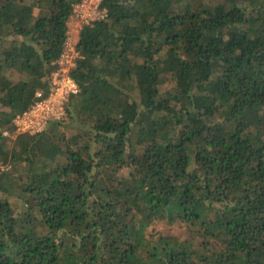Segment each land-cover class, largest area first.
<instances>
[{
    "label": "trees",
    "instance_id": "obj_1",
    "mask_svg": "<svg viewBox=\"0 0 264 264\" xmlns=\"http://www.w3.org/2000/svg\"><path fill=\"white\" fill-rule=\"evenodd\" d=\"M80 2L0 0V264H264V0H102L16 133Z\"/></svg>",
    "mask_w": 264,
    "mask_h": 264
},
{
    "label": "built area",
    "instance_id": "obj_2",
    "mask_svg": "<svg viewBox=\"0 0 264 264\" xmlns=\"http://www.w3.org/2000/svg\"><path fill=\"white\" fill-rule=\"evenodd\" d=\"M101 1L81 0L74 8L75 14L82 18L84 23L101 18L104 15V9L100 8ZM94 10L98 12V16L96 17L92 14L96 12ZM67 45L68 41L66 40L65 48ZM77 91V84L70 77L69 70L66 71L63 68L56 69L50 77V90L46 94L38 91L36 93V101L31 108L15 118L16 130L20 133L27 132L32 134L43 131L48 121L54 118H61L64 114L65 103L69 95Z\"/></svg>",
    "mask_w": 264,
    "mask_h": 264
},
{
    "label": "rangeland",
    "instance_id": "obj_3",
    "mask_svg": "<svg viewBox=\"0 0 264 264\" xmlns=\"http://www.w3.org/2000/svg\"><path fill=\"white\" fill-rule=\"evenodd\" d=\"M94 11H96V10H94ZM92 14L94 17L98 16L97 11L95 13H92ZM83 23L84 22H83L82 18H80L77 15H75L73 17V19L68 21V28H69L68 38H67L68 45L65 48L63 56H61L60 59L57 61V68L56 69L63 68L64 70L67 71L72 66L73 61H74L75 57L77 56V53L75 51V43H76L77 38H78V35H77L78 32L77 31L79 30L80 26ZM65 106H66V103H65ZM65 115H66V110L64 109V114L61 116V119L65 118ZM46 125H45V127H46ZM16 133H19V132H17V130H16ZM1 166H4V165L0 164V170H1ZM4 167H7V166H4ZM7 168H9V166ZM17 209H19L21 211V206L20 207L18 206ZM159 227H163L162 231L168 232L172 235L178 236V235L182 234V228H180L179 226H170V225H166V224L163 225L160 223L159 225H157V228H159Z\"/></svg>",
    "mask_w": 264,
    "mask_h": 264
},
{
    "label": "clouds",
    "instance_id": "obj_4",
    "mask_svg": "<svg viewBox=\"0 0 264 264\" xmlns=\"http://www.w3.org/2000/svg\"><path fill=\"white\" fill-rule=\"evenodd\" d=\"M78 4H79V3H78ZM78 4H75V5H74V7H73V14L70 16V18H69L68 21H70L71 19H73V17L76 15V14H75V11H74V8H75V6L78 5ZM83 24H84V23H83ZM81 26H82V25H81ZM81 26H80V27H81ZM79 29H80V28H79ZM68 30H69V28H68ZM51 74H52V73H51ZM50 77H51V76H50ZM17 132H18V131H17ZM19 133H20V132H19ZM1 165H2V164H1ZM2 169H6V167L1 166V170H2Z\"/></svg>",
    "mask_w": 264,
    "mask_h": 264
}]
</instances>
